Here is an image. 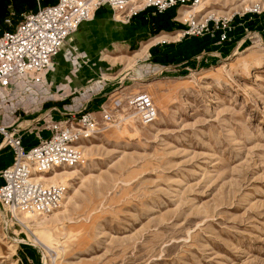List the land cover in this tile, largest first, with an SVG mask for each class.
Masks as SVG:
<instances>
[{"label": "rangeland", "instance_id": "374dc122", "mask_svg": "<svg viewBox=\"0 0 264 264\" xmlns=\"http://www.w3.org/2000/svg\"><path fill=\"white\" fill-rule=\"evenodd\" d=\"M199 6L178 7L177 16L182 8L199 20L234 15L231 40L213 39L223 58L210 54L198 69L181 64L163 75H153L156 67L145 64L150 61L132 67L150 66L139 79L127 80L128 87L138 82L149 88L124 92H148L157 120L144 125L132 117L85 142L83 163L66 167L70 172L61 182L70 198L53 213L34 215L47 221L45 227L26 221L43 241L51 237L57 251L48 254L34 243L0 204V264H51L55 257L57 264H264V0H202ZM254 8L259 10L249 11ZM189 15L176 20L186 25ZM139 47L105 53L128 58ZM63 53L102 77L97 65L103 61ZM130 65L109 63L104 79ZM35 75L0 99L7 121L31 120L43 112V102L59 97L57 83L35 85ZM5 145L0 170L11 155Z\"/></svg>", "mask_w": 264, "mask_h": 264}, {"label": "built area", "instance_id": "2783aa9c", "mask_svg": "<svg viewBox=\"0 0 264 264\" xmlns=\"http://www.w3.org/2000/svg\"><path fill=\"white\" fill-rule=\"evenodd\" d=\"M41 1L38 0L36 10L23 13L13 29L0 34V88L4 90L11 86L14 75L39 74L49 69L67 38L77 31L81 23L92 20L102 6H110L114 14L119 13L125 21H129L149 7L154 9L155 15L175 6L194 7L201 0H142V8L136 7L137 0H56L48 5H42ZM9 9L5 22L11 26L14 15L11 4ZM233 20L234 15L217 19L206 16L201 20L192 15L185 21L187 29L183 35L210 37L216 39L217 44H224L231 40L237 29L238 25ZM155 67L153 75L179 71L173 65ZM186 69L192 71L191 67ZM92 100L88 99L77 109L62 110L57 106L49 109V118L40 120L50 119L42 127L50 134L41 137L40 142L31 148L24 145L22 129L4 125L0 120V135L14 155L12 164L1 171L0 204L8 221L23 227L26 226L21 218L24 214L45 215L59 209L68 187L62 183H47L42 180V175H49L56 168L83 163L82 146L120 121L125 106L130 107L135 116L147 125L154 123L159 113L153 97L145 91L113 96L99 111L91 109ZM54 110L59 112L62 120L53 118ZM1 112L0 105V116ZM50 263L57 264L56 258L50 259Z\"/></svg>", "mask_w": 264, "mask_h": 264}, {"label": "crops", "instance_id": "0c3cea01", "mask_svg": "<svg viewBox=\"0 0 264 264\" xmlns=\"http://www.w3.org/2000/svg\"><path fill=\"white\" fill-rule=\"evenodd\" d=\"M29 10L33 9L29 8L25 12ZM176 19H181L180 9L179 16H176L175 20ZM147 20L148 15H139L132 17L129 21H125L121 15H118V13L114 14L110 6L105 5L99 8L92 20L81 23L77 31L67 38L59 50L60 53L54 57L51 67L46 71L39 73L38 76L35 75V79H33L35 80V85L40 84L43 86L42 83L44 82L47 84L49 82H51V84L57 83V91L55 93L56 96L59 97H54V99H49L48 101L43 102L41 105L43 112L39 116H35L31 120L23 121L20 120V117H17L12 122H9L5 119V113L3 112V106L0 101V105L2 107L0 116L1 123L22 129L21 133L23 135L24 145L27 148H31L40 142L41 137H46L50 134V131L47 130L48 134L46 136L44 134L43 136L41 133L42 129H40L39 126L42 122L45 124L46 121L50 120L48 119L49 109L55 106L61 109H77L82 104L86 103L88 99L92 98L93 100L90 103L91 109L94 111H99L101 106L103 104H107L111 97L123 93L125 94L124 91L127 89H144L141 88L140 83L138 82H135L136 84L130 87H128L129 85L126 84L127 80L129 81L131 77H136V79H139V75H144L147 73V69L150 68V66L142 67L139 65L137 69L132 68L135 65H138L140 62L150 61L149 63L145 64H150L153 66L173 65V67H176L177 69H180L181 64H185L183 67H181V69H184L186 68L185 66L187 63L194 64L195 67H197L199 64L200 67L203 63V60L206 59V56L210 54H215L217 57L219 54L223 55V52L214 50L216 43H214V40L210 37H185L182 30L173 32H167L163 30L159 34H154V28ZM66 43L67 46H64ZM133 45H139L140 47L137 50H133L134 54L133 56H129L130 58L123 56L125 54L113 56L110 53H105V51H120L121 49L125 48L129 50ZM151 48H153V51H151ZM63 50H66L71 55V57L74 56V52H82L85 56L88 55L95 62H98L97 60H99V62L103 61L97 65V67H103L101 69L102 71L100 72L103 73L101 75L102 77H100L99 72L96 70L94 71L90 65H86L89 67V69H92L94 73H97L98 77H100V79H97L96 81L93 80L94 78L90 76V72L87 73V71H89V69H86L87 67L82 69L80 66H78V64L74 65V62L76 61H69L67 57L63 58ZM110 57H113V60H116V63L112 62ZM200 57L201 60L199 61ZM75 60H77V57ZM105 60L114 66H119L125 63H127L128 66L130 64L131 65L130 67H124L123 70H127L119 73L114 77L115 79H104L107 76V73L104 72V69H108L105 66L109 65V63H107ZM205 61H207V59ZM131 73L135 74L131 76ZM29 74L34 75L35 73H27L22 76L14 75L11 78V86L7 90L0 88V99L7 98L6 96L10 95V90L13 89L12 87L21 86L22 78L29 80ZM17 81L19 82L17 83ZM62 85L67 87L63 88ZM111 86L115 87L112 88ZM160 87H162L161 84L154 87V89L159 90ZM148 88L149 87H147V89L145 88L144 90H148ZM76 92H79L80 95L74 96L77 94ZM5 101H7V99ZM72 101L73 103L70 104ZM44 106L47 108L44 109ZM4 107H6V105ZM52 116L53 118L55 117V120L63 119V117L58 113L52 112ZM43 117L48 118L45 120H40ZM43 126L44 125H42L41 128ZM3 144V136L0 135V154L3 152ZM5 148L10 151L11 155L7 163L1 166L0 186L3 184L1 171L11 165L14 158L11 147L5 145Z\"/></svg>", "mask_w": 264, "mask_h": 264}, {"label": "trees", "instance_id": "16d2710c", "mask_svg": "<svg viewBox=\"0 0 264 264\" xmlns=\"http://www.w3.org/2000/svg\"><path fill=\"white\" fill-rule=\"evenodd\" d=\"M56 0H42L43 5H48L55 3ZM11 4L15 15L13 17V25H8L5 19L10 14L9 5ZM29 8L37 9V0H0V34L5 30L13 29L21 18L22 13H24ZM177 8L171 7L164 11L163 13L153 14V8H146L144 11L140 12L138 15L146 16L148 15V22L153 26V33L159 34L161 31L173 32L178 30H185L187 26L178 20H175L177 16ZM209 38V37H206ZM153 51V48H151ZM160 60V59H159Z\"/></svg>", "mask_w": 264, "mask_h": 264}, {"label": "bare ground", "instance_id": "6f19581e", "mask_svg": "<svg viewBox=\"0 0 264 264\" xmlns=\"http://www.w3.org/2000/svg\"><path fill=\"white\" fill-rule=\"evenodd\" d=\"M202 1V0H201ZM201 1L197 4V5H195L194 7H189L190 9H191V11H194V10H198V11H200L201 10V7L199 6L200 5V3H201ZM135 5H136V7L137 8H142L143 7V3H142V0H137V2L135 3ZM181 12V15L182 16H184V15H189L190 13H191V11H188V10H184V8H182L181 10H180ZM197 11V12H198ZM118 15H120L119 13H118ZM192 15H194V16H198L197 15V13H191L190 15H189V17L190 16H192ZM94 17V16H93ZM189 17L187 18V19H189ZM216 18V17H215ZM217 19V18H216ZM238 50V48L236 49V51ZM60 53V51L58 52V54ZM236 53V52H235ZM237 54V53H236ZM46 71V70H45ZM44 72V71H43ZM41 73V72H40ZM127 109H129L130 110V107H124V111H126ZM129 115L128 116H126V115H124V113H122V114H120V118H121V120L120 121H118V122H116L115 124H113V125H116V127H121L120 125H118V124H121L122 122H124L125 120H127V119H130V118H132V117H134L137 121L139 120V118L138 117H136L135 116V114L130 110V112L128 113ZM124 115V116H123ZM133 118V119H134ZM157 118H158V116H157ZM139 122V121H138ZM145 125V124H144ZM147 125V124H146ZM111 126V125H110ZM136 129H139V126H137V127H135ZM5 143V142H4ZM82 148L84 149L85 147H83L82 146ZM84 154H85V152H84ZM82 155H83V152H82ZM69 168H71V167H69ZM60 169H62L61 171H58V170H60ZM69 169H67L66 167H62V168H56V169H54V171H52L50 174H49V176L48 175H42V180H45V181H49L50 183H61V182H64V179H65V175H67V174H69ZM72 173V172H71ZM67 177V176H66ZM48 183V182H47ZM68 198H70V196L67 194V195H65V197H64V201L65 200H67ZM64 201H63V203H64ZM63 203H62V205H63ZM61 205V206H62ZM60 206V207H61ZM59 207V208H60ZM34 215H38V214H35V213H26V214H24L23 215V217H21L22 218V220L24 221V223H26V221L28 220V219H30V218H33V220H36L37 218H35L34 217ZM35 218V219H34ZM37 222H36V224L38 225V226H41V227H45L46 225H47V221H43V220H36ZM22 227V226H21ZM24 228H26L27 230H28V233H29V235H30V233H31V238H32V240H33V242L34 243H36L37 245H39V246H41L48 254H49V250L50 251H57V248H55V247H53V246H51L50 244H49V242H53L52 241V238L51 237H49L48 238V243L47 242H45V241H43L40 237H37L36 236V234L35 233H33V231H32V229H31V227L30 226H28V224L26 223V226H23ZM25 229V230H26ZM21 241H23V240H21ZM25 241V240H24ZM56 258V257H55ZM54 258V259H55ZM53 259V260H54ZM56 262H57V258H56Z\"/></svg>", "mask_w": 264, "mask_h": 264}]
</instances>
